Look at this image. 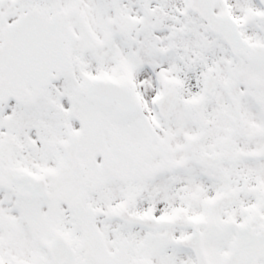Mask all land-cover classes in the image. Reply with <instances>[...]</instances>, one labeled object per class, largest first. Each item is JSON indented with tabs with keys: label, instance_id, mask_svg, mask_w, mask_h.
I'll return each mask as SVG.
<instances>
[{
	"label": "snow or ice",
	"instance_id": "1",
	"mask_svg": "<svg viewBox=\"0 0 264 264\" xmlns=\"http://www.w3.org/2000/svg\"><path fill=\"white\" fill-rule=\"evenodd\" d=\"M0 264H264V0H0Z\"/></svg>",
	"mask_w": 264,
	"mask_h": 264
}]
</instances>
